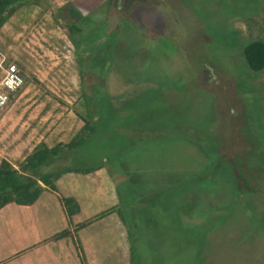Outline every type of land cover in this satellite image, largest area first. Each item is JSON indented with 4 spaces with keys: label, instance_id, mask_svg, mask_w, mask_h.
<instances>
[{
    "label": "rangeland",
    "instance_id": "obj_1",
    "mask_svg": "<svg viewBox=\"0 0 264 264\" xmlns=\"http://www.w3.org/2000/svg\"><path fill=\"white\" fill-rule=\"evenodd\" d=\"M258 2L25 0L0 30V82L7 63L25 78L0 112V164L20 169L104 113L90 149L108 145L100 169L123 225L120 239L115 220L92 228L93 249L112 248L106 264H131L119 214L133 206L138 264H264V72L242 54L264 39V0L247 14ZM70 19L84 30L76 43ZM14 238L0 258L26 247Z\"/></svg>",
    "mask_w": 264,
    "mask_h": 264
},
{
    "label": "crops",
    "instance_id": "obj_2",
    "mask_svg": "<svg viewBox=\"0 0 264 264\" xmlns=\"http://www.w3.org/2000/svg\"><path fill=\"white\" fill-rule=\"evenodd\" d=\"M56 185L58 193L45 190L31 206L12 203L0 210V240L5 238L10 242L19 236L21 244L26 246L20 254L27 255L34 250L25 259L20 254L0 258V264H100L97 252L103 253V257L107 253L108 259H103L101 264L110 261L112 248L107 252L103 251V247L94 250L91 237L92 228L102 223L108 224L111 220L117 223L114 237L120 239L123 234L120 220L109 212L116 205L110 177L102 169L90 174L66 173ZM61 197L74 198L81 207L80 213L73 217L72 224L60 201ZM84 213L89 215L86 219L82 218ZM105 213L107 215L103 216ZM85 223L86 227L75 231L76 226ZM66 230L72 234L60 240L53 239Z\"/></svg>",
    "mask_w": 264,
    "mask_h": 264
},
{
    "label": "trees",
    "instance_id": "obj_3",
    "mask_svg": "<svg viewBox=\"0 0 264 264\" xmlns=\"http://www.w3.org/2000/svg\"><path fill=\"white\" fill-rule=\"evenodd\" d=\"M24 1L0 0V30L6 20L16 12L17 8ZM261 5L262 0H259L255 9L251 10L252 12L246 13L250 15L254 14L255 11L260 9ZM64 28L66 34L74 43H76L74 39L75 35L81 34L84 31L75 19L67 21ZM242 54L250 71L257 74L264 72V39L248 40L242 47ZM100 119L99 125L102 128L101 123L106 120L104 113H101ZM99 125L98 128H90V123L87 124L85 130L71 143L59 144L53 148L46 145L37 147L31 156L21 164L20 169L15 168L9 161L3 160L0 164V210L12 203L31 206L40 198L45 190L58 193L56 183L62 175L66 173L90 174L101 168L104 159L110 161L107 158L109 156L104 155V152L108 150L107 143L104 142L103 145H100L101 155L98 157L94 156V149H90L96 144L95 140L97 136L104 134L105 128L101 132L102 130L99 128ZM71 153L75 155H71ZM76 153L78 154L76 155ZM120 195L121 201L124 203L125 198L121 193ZM60 201L67 212L70 224H72L73 217L81 211L79 203L74 198L69 197H61ZM138 209L135 206L131 207L132 219L130 220L126 218L124 213L120 212L119 214L129 232L131 264H138L139 261V253L136 249L134 236V229H138V225L136 222H133V213H136ZM106 215L107 213L103 216ZM86 226V223L78 225L75 227V231ZM71 234V231L66 230L55 235L53 239L60 240ZM75 245L79 250L80 247L77 241H75Z\"/></svg>",
    "mask_w": 264,
    "mask_h": 264
},
{
    "label": "built area",
    "instance_id": "obj_4",
    "mask_svg": "<svg viewBox=\"0 0 264 264\" xmlns=\"http://www.w3.org/2000/svg\"><path fill=\"white\" fill-rule=\"evenodd\" d=\"M4 76L0 82V112L5 110L13 98L24 87L25 78L17 63L1 65Z\"/></svg>",
    "mask_w": 264,
    "mask_h": 264
}]
</instances>
